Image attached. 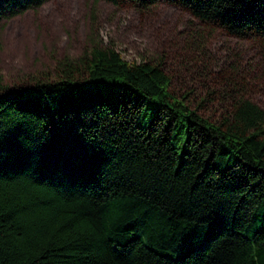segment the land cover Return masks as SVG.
<instances>
[{
  "label": "trees",
  "instance_id": "16d2710c",
  "mask_svg": "<svg viewBox=\"0 0 264 264\" xmlns=\"http://www.w3.org/2000/svg\"><path fill=\"white\" fill-rule=\"evenodd\" d=\"M43 0H0V19ZM162 1L264 55V0ZM0 81V264H264V109L215 118L97 44Z\"/></svg>",
  "mask_w": 264,
  "mask_h": 264
},
{
  "label": "rangeland",
  "instance_id": "374dc122",
  "mask_svg": "<svg viewBox=\"0 0 264 264\" xmlns=\"http://www.w3.org/2000/svg\"><path fill=\"white\" fill-rule=\"evenodd\" d=\"M128 62L150 61L169 90L210 118L245 98L264 109V55L256 40L237 38L162 1L144 9L104 0H43L0 19V81L53 77L57 64L92 45Z\"/></svg>",
  "mask_w": 264,
  "mask_h": 264
}]
</instances>
